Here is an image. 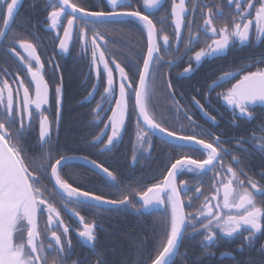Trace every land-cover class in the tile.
<instances>
[{
    "label": "snow or ice",
    "instance_id": "obj_1",
    "mask_svg": "<svg viewBox=\"0 0 264 264\" xmlns=\"http://www.w3.org/2000/svg\"><path fill=\"white\" fill-rule=\"evenodd\" d=\"M19 2L20 0H0V18L3 20V26L0 27V46H4L5 51L18 57L26 68L27 76H30V79H21L19 75L11 77L6 69H0V73L11 77L12 83L16 85L13 88L8 79H0V264H69L73 254L70 238L72 228L62 219V211L68 212L69 205L72 206L71 214L78 217L82 225L77 235L96 257L95 264H108L103 250L97 248V229L101 226L102 214L110 210L130 208L138 215L156 211L168 214L164 239L159 243L155 255L147 253L143 261L138 258L134 264H173L174 258L180 254L179 248L185 236L200 233H204L200 243L205 251L222 239L234 238L243 233L247 235L243 236V243L237 250L243 252L245 248L255 247L254 238L257 234H264V182L249 176L250 168L246 171V166L234 165L244 164L241 153L258 152L264 156V126H261L258 132L254 131L251 136L233 137L235 143L231 147H225L221 135L199 125L189 114V109L182 107L179 101L175 100L171 81H168L167 88L173 98L175 122L179 126H166L164 115L156 111L153 96L161 64L173 63L172 60L165 61L161 55L160 41H163L165 52L171 47L172 41L167 34L160 35L157 24L150 18L163 6L164 0H143L144 8L151 10L149 14L139 8L133 9L130 0H106L111 11H88L72 0H55L47 13L49 23L46 26L56 30L55 39L59 41L58 48L61 52H69L70 44L77 36L87 51V32L84 29L77 30L78 22L81 21L85 26L89 23L106 25L118 22L114 19L116 17H127L140 26L142 33L146 32L147 47L142 65H139L137 57L135 62L130 61L125 66L115 60L110 62L106 59V52L101 50V45L97 42L98 39L104 40V34L100 31L94 33L91 39L89 74H96V82L92 84V91L84 98L87 102H90L89 97L94 99L95 92L106 78L102 102L97 103L92 110L94 119L89 122L96 125L104 123V128L90 142L92 146L102 144L99 149L101 154L110 152L122 138L127 121L132 115L136 117L137 128L133 162L139 159L137 149L149 152V149L144 148L145 142L151 145V137L156 133L160 134L164 143L176 141L172 147L179 152H185L167 167L162 181L151 184L142 191H135L134 195L138 198L135 201L131 193L123 195L120 199H109L98 194L103 191V186L98 190H82L63 177L62 170L65 166L82 162L100 175L109 187L119 189L116 174L95 159L66 154L54 159L53 131H58L61 120L63 81L61 78L55 88L56 118L53 120L46 114L49 109L44 107L50 104V89L49 81L45 79V65L37 53V45L28 39L17 38L15 35L9 38L8 35ZM226 4L229 8L235 5L234 15L222 26L217 27L215 20L225 15L221 5L209 6L199 0H191L193 13L197 8L203 10V22L195 25L196 30L193 31L195 15L188 16L186 0H171V17L175 25L177 45L174 51H180L181 42L185 44L184 52L176 59H182L195 44H204L189 57L188 65L180 75H190L195 71L193 60L198 67L204 60L227 55V50L237 42L243 46L253 37L257 42L264 39V0H226ZM65 17L66 24L63 22ZM185 26L188 28L186 41L183 32ZM61 27L62 35L59 32ZM6 40L10 46H5ZM17 45L23 49L26 56L17 51ZM110 63L115 65V71L118 72V94L114 70ZM253 63H264V57ZM49 64L51 75L55 76L60 66L52 60H49ZM126 67L128 71L125 70ZM250 67L252 63L241 64L234 70L225 71L209 85L211 92L215 87L235 80V83L217 95L231 108L234 117L238 114L248 120L254 119L250 109L257 105L264 106V67L247 70ZM137 73L138 80L135 79ZM237 76L239 79H236ZM133 94L135 102L131 104ZM205 99H208V96ZM113 100L114 106L111 104ZM192 100L215 126L216 117L210 116L195 96ZM109 108L111 115L107 121H103L102 114ZM37 116V144L41 151L30 157L23 141L25 134L33 129ZM181 116L186 118L187 125L179 122ZM189 129L191 134H187ZM104 136H107L106 141ZM205 136L211 139L202 138ZM195 152L204 154V158H194ZM226 157H229L228 162ZM210 171L213 173L211 194L204 196L195 211H186V208L192 207L193 199L203 195V177ZM185 173L197 178V185H201L195 186L193 196H188L187 200L184 197L192 192V188L188 181H178V177ZM257 175L264 180V168ZM45 181L51 184V188ZM57 196L63 202L59 207L53 202ZM84 207L95 209L96 218L90 222L86 221L78 210ZM45 212L47 222L41 230L39 220ZM137 247L143 248V244ZM257 251L261 256L259 261L254 258L239 261L231 252L221 253V257L229 256L235 264H264V244ZM70 264H83V261L78 258L71 260Z\"/></svg>",
    "mask_w": 264,
    "mask_h": 264
},
{
    "label": "flooded vegetation",
    "instance_id": "obj_2",
    "mask_svg": "<svg viewBox=\"0 0 264 264\" xmlns=\"http://www.w3.org/2000/svg\"><path fill=\"white\" fill-rule=\"evenodd\" d=\"M50 7L55 2V0H49ZM73 3H75L72 0ZM179 2V0H177ZM200 3H206L209 6H214L216 4H220L221 7L224 10L225 15L220 16L215 20V24L217 27L222 26L227 20L231 19V15H234V9L235 5H232L231 8H229L226 4V0H199ZM131 7L133 9L139 8L140 11L145 12V14H149L151 10L144 8L143 6V0H130ZM23 5V4H22ZM79 5V4H78ZM186 5L189 9L188 16L191 17L195 15V24L193 26V31L196 30L195 25L202 24L203 22V15H202V9L197 8L195 10V13H193L191 8V0H186ZM79 6L85 7L88 11H111V7L107 5L106 0H83V3ZM254 15V12H253ZM154 20V22L157 24V29L160 31V35L163 36L167 34L169 36L170 41H172L171 47L168 49L167 52L163 50V41H160L161 45V55L164 57L165 61L172 60L173 63L169 65L168 63H163L160 66V75L159 78L156 81V91L155 95L153 96V103L156 105V111L164 115L166 120V126L172 128V127H178L179 125L175 122L176 121V113L173 107V98L169 95V91L167 88L168 81H171L173 85V90L175 92V100L179 101L180 105L182 107H185L189 109V114L192 116V118L202 127L209 128L217 135H221L225 147H231L235 140L232 139L233 137H240V136H251L252 133L258 132L259 128L261 126H264V106L257 105L254 108L250 109L254 115V119L248 120L246 118H241L237 114L235 117L233 116L232 110L229 106L226 105V103L223 101L222 97L218 96V93H221L225 91L228 87L231 86L232 83H235V80H231L228 83H225L219 87H215L214 90L209 92V85L212 84L214 80H216L220 75H222L225 71L234 70L236 67H239L241 64H247L252 63V67L248 68L247 70H255L257 67H264V63L262 64H256L253 63V61L260 59L261 57H264V39L257 42L255 41L254 37L245 45L241 46L238 42L235 43L232 47H230L227 50V55L220 56L215 59L211 60H204L202 64H200L198 67L193 60V67L195 71L190 75H180L183 72V69L187 67L189 62V57L193 56L194 52L197 51L200 47H203V43L195 44V46L192 48L191 51L187 53V55H183L182 59H176V57L181 56V54L185 50V44L184 42H181L179 44V52L174 51L176 48V38H175V25L173 23L172 17H171V0H164L163 6L159 8L158 11H155L154 14L150 16ZM16 19V18H15ZM116 21L115 23H110L106 25H92L88 24L85 26L84 22H78V31L79 29H84L87 32L88 39H89V47L87 51H85L83 44L80 42L78 36L71 42L70 47L73 46L75 48H78L80 50L79 53L84 54V56L87 57L85 59V63L87 68L84 74L83 78V84L85 85V89L89 93L92 91V84L96 82V74L93 72L89 74V68L91 63V53H92V46H91V39L96 31H100L104 34V40H97V42L101 45V50L106 52V59H108L110 62L111 60H115L117 63H121V66H125L127 63L135 62L138 57V63L139 65H142L143 62V55L146 53V47H147V35L146 32L140 31V26L136 24L133 21H130L127 17H116L114 18ZM15 21V20H14ZM65 24L67 22V17L64 18L63 21ZM46 24L43 26L44 31H47L49 37L47 39H40L39 44L42 48H48L54 45L55 43V50L56 54H65V52H60L58 50V39H55L56 36V30H53L46 25L49 23V21L45 22ZM3 24V23H2ZM1 24V27L3 26ZM11 29V28H10ZM10 31V30H9ZM60 34H63V28L61 27L59 29ZM184 32V39L187 40L188 37V28L187 26L183 29ZM51 35V37H50ZM9 43L8 40L5 41V44ZM17 51L21 53V55H25L23 49H20L17 45ZM16 60L17 68L14 70L9 71L11 74V77H15L16 75H19L21 79H30V76H27L26 68H24L19 61V58L16 57L14 54L10 53ZM49 60H52V62L55 64L57 63L56 60H53L52 58H47L45 65V72L47 73L45 75V79L49 81V89H50V104L47 106H44L45 108L49 109V112L46 114H49L51 119L55 120L56 118V111L53 109V111L50 110L55 103V88L58 83H60L61 78L59 76V72L55 74V76L51 75L50 69L51 65L49 64ZM110 67L114 70V79L116 80V86H117V94L119 89V78H118V72L115 71V65L110 63ZM4 69V68H3ZM102 69V65H101ZM128 71L127 67L125 69ZM131 75V73H130ZM9 76H3L2 73H0V79H8L9 84L11 87L15 88L16 85L12 83V78ZM135 79L138 80V73L135 76ZM236 79H239L237 76ZM106 86V78L104 79V82L100 84L98 91L95 92V98H91V103L93 104V107L95 108L97 103L102 102V94L104 92V87ZM21 96H22V90H21ZM195 96L197 100L201 102L205 106V110L209 113L210 116L216 117L217 123L214 126L211 121L209 120L208 116L204 115V112L200 110L199 107L195 105V103L192 100V97ZM208 96V99H205V97ZM106 104L107 101H104ZM135 97L134 94L131 99V104H134ZM90 103V104H91ZM111 104L114 106L115 101H111ZM103 115V121H107L108 116L111 115V109L109 108L106 113ZM39 117H36V120L34 121V127L33 129L25 134L24 137V144L25 147L28 148V151H30L31 154L29 156L35 155L38 151L40 153L41 149L37 144V141L39 139ZM180 123H184L187 125L186 118L182 117L180 118ZM93 128V133L90 136H96L100 133L101 129L104 128V123L101 122L98 125L91 124ZM59 126H61V123H59ZM59 129L56 131L54 129L53 131V141L56 140L59 134ZM133 129H136V117L135 115H132L128 121H127V127L126 130L132 131ZM125 130V131H126ZM108 132L110 133V128L108 129ZM124 133V132H123ZM187 134H191L190 129ZM122 134V138H123ZM122 138L115 144V146L112 148H117L118 144L120 142L122 143ZM206 140H210L211 137L205 136L202 137ZM107 140V136H104V141ZM92 141V140H91ZM151 145H149L147 142H145L144 148L149 149L147 154V158L150 156L149 153H151V149H153L154 146H156L158 153L160 154L159 157L162 160L159 166V169H153L154 172H157L156 174V180L153 183H150L149 181H146L145 184H143V188L148 187L151 184L157 183L162 181L163 173H166L167 167L170 165H163V163L166 160L174 161L176 158L179 157V155L185 154V152H179L175 150L172 147V144L174 143H164L160 138H158L156 135H153L151 137ZM136 142V140H134ZM97 151L102 147V144H96L95 145ZM133 147V144L131 142V148ZM111 150V152H112ZM236 154V153H232ZM244 160V164L240 166L234 165V167H243L246 166V171L250 168L251 171H249V176H251L253 179L257 181L264 182L262 180L261 176L257 175L259 171L264 168V156L259 154L258 152H250L249 154H240ZM78 156V155H77ZM194 158L203 159L204 154L195 152L193 153ZM156 157V156H152ZM89 158V157H88ZM91 159V158H89ZM226 162H228L229 157L225 158ZM72 164H79V163H72ZM150 165V162L148 163ZM70 165V164H69ZM67 165V166H69ZM82 165V164H79ZM65 166V167H67ZM86 167L85 165H82ZM64 167V168H65ZM90 169L89 167H87ZM149 168V167H148ZM93 173L97 175V173L90 169ZM152 171V170H151ZM147 174H150V172ZM89 172V171H88ZM116 175H119L118 172L115 173ZM122 174L125 176V179L118 178L119 180V189L111 188L109 187L106 182L103 180V178L98 175V178H96L97 183H99L100 187L103 186V189L111 188L112 190H121L122 192L126 193H132L134 194V180L135 177L130 172H127V175L125 172H122ZM62 175L64 178L65 173L62 170ZM149 177V175H147ZM213 173L210 171L207 176L203 177L204 183L202 185L203 187V195H201L197 199L192 200V207L186 208V211H195L203 201L204 196L211 194V185L213 183ZM150 178V177H149ZM243 178V177H242ZM179 180H186L189 182L190 187L192 188V192H189L187 196L184 198L187 200L188 196H193L195 186H201L197 185L196 181L197 178L193 177L191 174L185 173L184 175H181L178 177ZM69 182V181H68ZM125 183H127L126 186ZM51 185V184H50ZM98 185V184H97ZM97 185L93 188H84L82 190H98L100 187H97ZM143 189H140L142 191ZM98 194H101V192H98ZM103 195V194H101ZM108 197V196H107ZM109 199H112L108 197ZM133 200L135 201L136 198L133 195ZM54 203L57 204L59 207L63 202L60 200V198L57 196L53 200ZM72 208L71 205H69V211L63 212L62 211V219L68 223L72 231L70 233V238L72 240L73 244V254L69 259V264L71 260L80 259L83 261V264H95L96 257L93 255L91 249L84 245L80 238L77 235V232L80 228H82V225L79 223V218L74 217L71 214L70 209ZM80 211V215L85 217L86 221H92L96 218V210L88 207H84L81 209H78ZM131 217L136 216V213L132 209H128ZM107 216V213L104 212L102 214V217ZM167 213H164L162 211H156L152 213H145L144 216L146 219H149V217L152 216V218L155 217H161V219L165 220L167 219ZM101 217V226L97 229L98 233V250L102 249V245L100 244L101 240L103 239V232L108 231V226L105 224V218ZM148 217V218H147ZM47 222V213L45 212L39 220V224L41 227V230L44 229V226ZM62 231V229H60ZM190 231V230H189ZM204 233H200L197 235H186L185 238L182 240L179 253L173 261V264H235V261L229 257V256H223L221 257V253L224 252H231L233 256L236 257V260L243 261L246 258H254L255 260L259 261L261 259L260 254L258 253V249L262 244H264V234H257V236L254 238V244L255 247L253 248H245L243 252L238 251L237 249L240 248V246L243 243V236L247 235V233H243L242 235L236 236L234 238H225L220 240L215 246H209L207 251L201 246L200 241L203 239ZM48 241L46 240L45 243ZM211 253V254H209ZM52 256H49V260L51 261Z\"/></svg>",
    "mask_w": 264,
    "mask_h": 264
},
{
    "label": "trees",
    "instance_id": "obj_3",
    "mask_svg": "<svg viewBox=\"0 0 264 264\" xmlns=\"http://www.w3.org/2000/svg\"><path fill=\"white\" fill-rule=\"evenodd\" d=\"M77 4H82L83 0H73ZM49 0H25L17 13L16 19L12 24L9 31V38L14 35L17 38H25L37 45V53L41 56L42 61L45 63L47 58L56 60L59 67V76L63 81V103L61 114V126L59 134L55 143L54 159L60 155H78L87 156L95 159L108 167L118 178L125 179L122 172L133 173L134 191L144 189L143 184L146 181L153 183L158 174L153 169L158 170L162 163L156 146L151 149L150 156L141 149H137L140 154L139 159L133 162L134 140H136V129L132 131H124L122 143L118 144L117 148L112 152L100 153L95 146L90 144L94 136L92 125L89 123L93 121V104L85 101L88 92L83 84V78L86 71L84 54L79 53L80 50L73 46L70 47L69 52L65 54H56L55 43L48 48L40 47V39H47L49 37L47 31H44L43 26L47 22V13L50 7ZM3 23L0 18V27ZM51 37V35H50ZM5 46H10L9 43ZM17 63L15 58L4 50V46H0V69H6L8 72L16 69ZM91 103V104H90ZM51 111H56L55 103L51 105ZM131 142L133 147L131 148ZM27 148V147H26ZM28 150V148H27ZM39 151L36 153L38 154ZM28 156L30 151H28ZM156 156V157H152ZM150 162V165L148 164ZM170 165L171 160H166L163 165ZM167 165V166H168ZM149 167V168H148ZM149 171L150 174H147ZM89 171V172H88ZM65 179L72 183L74 187L93 188L97 184L96 178L98 175L93 173L87 167L79 164H71L63 169ZM164 174V173H163ZM149 175V177L147 176ZM101 180V179H100ZM49 188L51 185L45 181ZM125 183L124 186H126ZM101 194L108 196L112 199H120L123 195L129 194L121 190H112L111 188L103 189ZM132 194V193H131ZM134 194H132L133 197ZM135 196V195H134ZM129 210H110L105 215V224L108 226V231L103 232V239L100 241L104 252V258L108 264H134L139 258L142 261L147 253L152 256L158 250V245L164 239L165 220L161 217L146 219L144 214L131 217ZM148 218V217H147ZM143 244V248H138L137 245ZM146 264V262H145Z\"/></svg>",
    "mask_w": 264,
    "mask_h": 264
},
{
    "label": "water",
    "instance_id": "obj_4",
    "mask_svg": "<svg viewBox=\"0 0 264 264\" xmlns=\"http://www.w3.org/2000/svg\"><path fill=\"white\" fill-rule=\"evenodd\" d=\"M25 0H20V2H19V4H18V7H17V13L19 12V10H20V8H21V6H22V4H23V2H24ZM16 16H17V14H16ZM16 16H15V18H16ZM14 23V22H13ZM12 23V24H13ZM12 24H11V27H12ZM3 25V24H2ZM10 27V28H11ZM10 30V29H9ZM58 50H59V48H58ZM60 51V50H59ZM61 52V51H60ZM154 135H156L158 138H160V134L159 133H156V134H154ZM172 143H177L176 141H173ZM73 163H79V164H82V165H84L82 162H73ZM72 164V163H71ZM70 164V165H71ZM86 167H89L90 169H92L90 166H86Z\"/></svg>",
    "mask_w": 264,
    "mask_h": 264
}]
</instances>
